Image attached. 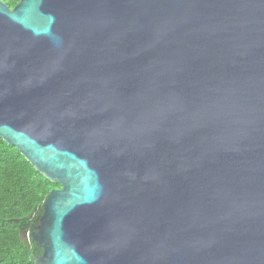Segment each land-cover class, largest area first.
Returning a JSON list of instances; mask_svg holds the SVG:
<instances>
[{"label":"water","instance_id":"95a60500","mask_svg":"<svg viewBox=\"0 0 264 264\" xmlns=\"http://www.w3.org/2000/svg\"><path fill=\"white\" fill-rule=\"evenodd\" d=\"M0 137L35 264H264V0H0Z\"/></svg>","mask_w":264,"mask_h":264},{"label":"trees","instance_id":"16d2710c","mask_svg":"<svg viewBox=\"0 0 264 264\" xmlns=\"http://www.w3.org/2000/svg\"><path fill=\"white\" fill-rule=\"evenodd\" d=\"M12 8L18 0H2ZM59 187L0 137V264H35L42 249L31 237L47 192Z\"/></svg>","mask_w":264,"mask_h":264}]
</instances>
